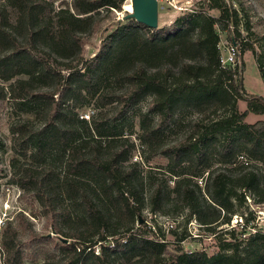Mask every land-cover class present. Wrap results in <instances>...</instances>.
<instances>
[{
  "label": "trees",
  "instance_id": "16d2710c",
  "mask_svg": "<svg viewBox=\"0 0 264 264\" xmlns=\"http://www.w3.org/2000/svg\"><path fill=\"white\" fill-rule=\"evenodd\" d=\"M123 1L72 0L73 10L55 12L52 0L0 1V99L8 97L20 108L31 98L48 102L40 110L45 118L40 129L22 118L10 125L12 182L37 200L43 227L35 231L25 225L21 211L6 219L0 228V264H23L27 258L32 264H160L166 260L167 264H264V233L243 239L227 227L229 238L220 242L215 253L186 251L178 245L166 258V241L141 217L136 187L140 166L122 164L133 143L114 124L149 96L147 111L139 114L138 139L148 149L145 160L165 156L166 171L175 177L169 188L155 175L146 176L153 185V211H160L175 192L189 209L188 215H194L200 227L212 230L217 223H228L232 214L248 211L247 197L253 204L264 203V186L255 170L209 169L211 156L217 166L234 163L242 154L264 162V121L245 120L249 112L264 114V97L245 90L236 66L220 62L215 29L219 24L229 30L230 41L236 43L241 17L244 29L251 33L246 13L223 0H198L200 8L185 11L159 28L126 18L106 35L97 53L84 60L79 52L83 35L96 30L111 10H121ZM212 8L219 10L218 16L209 13ZM242 46L241 51L256 54L251 43L244 40ZM256 63L264 83L262 53L256 55ZM44 78L52 79L54 88L35 86V79ZM108 78L111 82L106 84ZM111 83L123 87L113 94ZM87 96L98 106L86 118L79 108ZM238 99L245 101L242 111L236 107ZM114 102L111 116L103 107ZM188 109L198 116L177 140L162 145L164 132L179 125ZM51 155L64 163L62 176L47 163ZM204 172L200 186L197 178ZM64 197L82 205V230L61 229L60 221L69 216L60 203ZM236 204L240 211L233 209ZM214 205L219 210L208 213ZM113 211L116 218L111 222ZM134 220L139 224L134 226ZM122 223L126 233L109 239L115 234L109 227Z\"/></svg>",
  "mask_w": 264,
  "mask_h": 264
},
{
  "label": "rangeland",
  "instance_id": "374dc122",
  "mask_svg": "<svg viewBox=\"0 0 264 264\" xmlns=\"http://www.w3.org/2000/svg\"><path fill=\"white\" fill-rule=\"evenodd\" d=\"M2 1V0H0ZM53 1V12L57 11L59 8L68 7L70 10L72 8V0H52ZM225 3H231L236 8H243L244 13H246L251 33H247L243 26V19L241 17L239 23V30L241 36L237 38V42L230 41V31L222 29L219 24L215 25V29L219 35L218 47L220 51V62L223 65L236 66L241 74L243 81V86L247 92L259 94L264 97V83L259 75L256 55L262 53L264 59L263 51V41L262 35L264 34V0H223ZM129 4L130 0H124L121 10H111L105 18H103L97 29L91 33L86 31L83 35L81 44L79 47V52L82 54L84 60H89L101 46V42L104 40L107 34H109L118 24L126 22L123 16L128 12L129 9L126 5ZM202 6V3L198 0H158V24L157 27H162L173 21V19L182 14L185 11L191 9H198ZM210 14L214 16L219 15V10L212 8L208 10ZM242 12V11H241ZM102 13H105L102 11ZM241 14V13H240ZM119 19V20H118ZM133 19V18H132ZM134 20V19H133ZM135 21V20H134ZM23 36V33H20ZM21 38V37H20ZM251 43L254 47L256 54H254L249 49H244L241 51L242 41ZM233 46L234 51L230 53V48ZM242 46V47H241ZM239 50L240 53L239 54ZM239 54V55H238ZM231 57V58H230ZM111 82V78L106 80V84ZM0 83L1 80H0ZM62 85V82H60ZM7 84V82L3 83ZM60 85V86H61ZM35 86L41 89H52L54 88V81L49 78H44L43 80L35 79ZM64 86V85H63ZM62 86V87H63ZM121 85L116 83H111L109 89L117 92ZM104 88V86H101ZM149 96L142 98L136 104L131 106L128 111L118 117L114 124L117 129L122 133V136H126L129 142L133 143V148L131 150L130 156L127 161L122 162L126 165L130 162H137L140 166L138 181H137V195L139 201L141 202V217L144 222L155 228L157 234L166 241L167 249L165 251V256L168 258L176 246H181L183 250L194 251L198 249H203L209 255L215 253L219 250V244L224 239L229 238V234L225 231L224 224L214 225L212 230H207L205 227H200V222L194 215H188L189 209L185 208L179 201L178 196L175 192H171L168 196L167 202L162 203V209L160 211H153V203L150 201V194L153 189V185L147 180V175L149 173L156 176L157 181L163 180L169 185V188L173 186L174 176H171L167 171V158L160 154L153 156L152 158L145 160L148 154V149L141 143L138 139L141 132L139 125V114L147 111V103L149 101ZM36 100V101H35ZM86 104L79 108V113L83 117H89L92 111L97 110L95 99L86 97ZM43 102H47L43 99H29L26 100L23 107L15 106L12 101L6 97L0 99V228L6 219H12L17 212H22L24 215L25 225H31L35 231H41L43 227L44 218L42 217L41 207L37 200L30 193L23 194V191L12 182V171L10 167V159L12 156L11 150V133L10 125L22 118L25 120H30L33 127L40 129L45 121L43 117V112L40 110L46 105ZM44 105H43V104ZM48 103V102H47ZM65 103H69L66 101ZM115 102L109 103L103 107V110H107L109 115L114 116ZM236 107L239 111L245 109V101L238 99L236 102ZM154 119L155 114L151 115ZM198 116L195 110H186L182 115V120L179 125L170 127L167 129L162 138V145L174 142L177 140L190 125V120ZM113 120V119H112ZM245 120L247 122H254L256 120L264 121V114H255L249 112ZM94 142V141H93ZM212 166L209 169H214L217 167H222L226 172H233L242 167H247V169H253L258 173L260 184L264 186V162H258L256 160L250 159L248 155H239L234 163L224 164L217 166L219 163L215 162V157L211 156L210 159ZM21 162L23 160H20ZM47 163L51 165L54 170L58 173H64V163L55 156H50L46 159ZM207 172H204L202 176L197 178V182L200 186H203L204 176ZM92 188H96L97 184L89 181ZM140 184V185H139ZM240 190V189H238ZM199 199L200 196L198 195ZM207 199V203L210 200ZM201 200V199H200ZM62 208L67 210L69 216L63 219L61 222V229L63 231H77L85 228V224L82 222V205L79 203H72L69 198L64 197L60 200ZM212 204V203H210ZM233 209L241 210L240 205H234ZM217 206L214 205L213 208H207V212L211 213L213 211H218ZM113 218L111 222H114L116 218V212L113 211ZM227 215V212L220 211V215ZM140 220H134L133 225H138ZM13 224L18 227V224L13 220ZM203 226V225H202ZM21 228V227H20ZM115 230V231H114ZM110 232H115V234L108 237L117 238L123 236L126 233L125 223L119 225V227H109ZM49 234L56 235L51 229H49ZM157 237V236H156ZM159 237V238H160ZM183 238V239H181ZM56 250V249H55ZM56 253H60L56 250ZM134 259H132L133 261ZM166 260L160 264H167ZM23 264H32L31 258L24 260Z\"/></svg>",
  "mask_w": 264,
  "mask_h": 264
},
{
  "label": "built area",
  "instance_id": "2783aa9c",
  "mask_svg": "<svg viewBox=\"0 0 264 264\" xmlns=\"http://www.w3.org/2000/svg\"><path fill=\"white\" fill-rule=\"evenodd\" d=\"M233 51L234 48L231 46L230 53ZM247 201L250 204L249 210L243 214H232L229 222L224 224V227L236 229L243 239L254 233H264V203L253 204L249 197Z\"/></svg>",
  "mask_w": 264,
  "mask_h": 264
},
{
  "label": "water",
  "instance_id": "95a60500",
  "mask_svg": "<svg viewBox=\"0 0 264 264\" xmlns=\"http://www.w3.org/2000/svg\"><path fill=\"white\" fill-rule=\"evenodd\" d=\"M123 18H133L150 28H156L158 24V0H130V10ZM63 240L66 241V239Z\"/></svg>",
  "mask_w": 264,
  "mask_h": 264
},
{
  "label": "bare ground",
  "instance_id": "6f19581e",
  "mask_svg": "<svg viewBox=\"0 0 264 264\" xmlns=\"http://www.w3.org/2000/svg\"><path fill=\"white\" fill-rule=\"evenodd\" d=\"M126 8H127V9H129V8H130V7H129V4H127V5H126Z\"/></svg>",
  "mask_w": 264,
  "mask_h": 264
}]
</instances>
